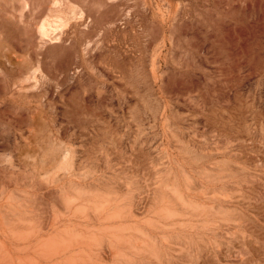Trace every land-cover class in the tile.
Returning <instances> with one entry per match:
<instances>
[{
    "label": "bare ground",
    "instance_id": "1",
    "mask_svg": "<svg viewBox=\"0 0 264 264\" xmlns=\"http://www.w3.org/2000/svg\"><path fill=\"white\" fill-rule=\"evenodd\" d=\"M184 1L0 0V264H264V111L173 90Z\"/></svg>",
    "mask_w": 264,
    "mask_h": 264
},
{
    "label": "rangeland",
    "instance_id": "2",
    "mask_svg": "<svg viewBox=\"0 0 264 264\" xmlns=\"http://www.w3.org/2000/svg\"><path fill=\"white\" fill-rule=\"evenodd\" d=\"M195 3L200 12L188 15L192 25H186L187 32L182 37L186 45L178 51L168 50V63L187 66L176 69L178 80L184 78V82L173 90L184 93L189 88L194 90L191 94L197 95L207 92L202 89L205 84L211 88V78L219 77L217 81H225L224 90L233 105L239 97L253 100V107L264 111V0ZM207 11L212 14V23L205 19ZM220 87L223 88L221 83Z\"/></svg>",
    "mask_w": 264,
    "mask_h": 264
}]
</instances>
